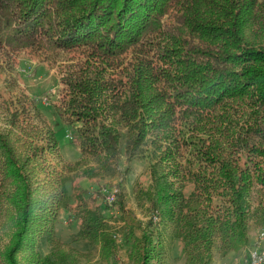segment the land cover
<instances>
[{
	"label": "trees",
	"instance_id": "16d2710c",
	"mask_svg": "<svg viewBox=\"0 0 264 264\" xmlns=\"http://www.w3.org/2000/svg\"><path fill=\"white\" fill-rule=\"evenodd\" d=\"M21 50L53 63L73 56L57 64L54 104L81 155L66 161L34 97L4 99L0 85L6 264L27 248L35 264H79L57 242L52 259H33L64 210L78 219L76 239L118 264L99 182L115 173L122 145L128 163L148 152L152 207L186 264H213L217 240L247 251L252 229H264V0H0V66L12 68ZM76 179L97 184L98 197ZM149 223L150 233L130 235L136 264L159 254Z\"/></svg>",
	"mask_w": 264,
	"mask_h": 264
},
{
	"label": "rangeland",
	"instance_id": "374dc122",
	"mask_svg": "<svg viewBox=\"0 0 264 264\" xmlns=\"http://www.w3.org/2000/svg\"><path fill=\"white\" fill-rule=\"evenodd\" d=\"M73 56L69 53H60L57 55L56 63L54 59H41L39 54H33L29 50H21L15 56L12 68L8 67L7 62L4 67L0 68V85L5 87L4 99L10 100L13 96L28 94L37 101V107L41 117L38 123L41 126L52 127L58 141L61 154L66 161H77L80 158V150L76 143L71 141V127L66 125L60 115L59 110L55 107V101L59 98L57 86L58 74L57 64L62 62L68 63ZM14 81L15 86L10 84ZM0 117L3 118L0 114ZM4 121L0 119V123ZM146 149H140L131 163L127 162L124 155V146L122 145L120 159L115 173L112 176L103 178L99 183L103 193L104 189L114 190L120 188L123 193L122 209L121 199L118 204L108 205L110 208L105 210L107 228L112 238L116 241L118 264H136L134 255L131 252L132 241L130 235L141 238L145 232L150 233V221L153 222L152 228H155L158 237L159 254L151 264H186L185 256L181 252L177 235L170 221L162 219L161 216L152 207L154 192L150 187L151 176L149 170V160ZM70 176L67 187L70 196V202L74 203V189L71 179L74 175L65 173ZM74 185L82 186L88 193V197L97 198L99 187L92 181L86 179H76ZM89 198H87L88 200ZM105 200V198H104ZM92 204V199L88 200ZM99 201V198L96 202ZM71 212V211H70ZM64 210L58 213L54 223L53 235L38 238L36 244L35 261L43 262L45 259L53 257L54 242H57L62 248L73 253L79 264H109L101 256L99 245H95L86 239L77 240L76 235L79 233L80 225L75 213ZM264 229H252L250 248L255 245V241ZM130 239V240H129ZM9 242V234L4 223V217L0 214V253ZM261 247L264 250V240L261 241ZM32 248H27L19 254L20 264H35L30 262ZM236 259L239 264H249L248 251L241 249L239 251H226L217 240L214 245L213 264H234ZM0 264H6L5 259L0 254Z\"/></svg>",
	"mask_w": 264,
	"mask_h": 264
},
{
	"label": "built area",
	"instance_id": "2783aa9c",
	"mask_svg": "<svg viewBox=\"0 0 264 264\" xmlns=\"http://www.w3.org/2000/svg\"><path fill=\"white\" fill-rule=\"evenodd\" d=\"M118 188L114 189V190H109L108 189H104L103 193L105 195V201L108 203V205H113V203L116 200V195L118 193ZM260 236V235H259ZM261 239L255 241V245L250 248H247L248 251V263L249 264H261L262 261H264V250L261 247ZM234 264H239V261L236 259V262H234Z\"/></svg>",
	"mask_w": 264,
	"mask_h": 264
},
{
	"label": "clouds",
	"instance_id": "9594fccd",
	"mask_svg": "<svg viewBox=\"0 0 264 264\" xmlns=\"http://www.w3.org/2000/svg\"><path fill=\"white\" fill-rule=\"evenodd\" d=\"M259 239L264 240V232L260 233ZM261 264H264V261H262Z\"/></svg>",
	"mask_w": 264,
	"mask_h": 264
}]
</instances>
